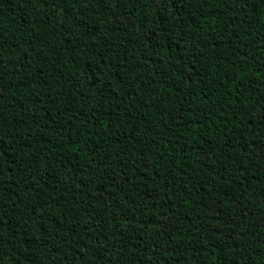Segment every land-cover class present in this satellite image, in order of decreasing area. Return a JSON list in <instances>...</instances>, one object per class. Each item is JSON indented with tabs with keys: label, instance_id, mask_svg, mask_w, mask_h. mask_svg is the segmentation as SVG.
I'll list each match as a JSON object with an SVG mask.
<instances>
[{
	"label": "trees",
	"instance_id": "1",
	"mask_svg": "<svg viewBox=\"0 0 264 264\" xmlns=\"http://www.w3.org/2000/svg\"><path fill=\"white\" fill-rule=\"evenodd\" d=\"M0 264H264V0H0Z\"/></svg>",
	"mask_w": 264,
	"mask_h": 264
}]
</instances>
